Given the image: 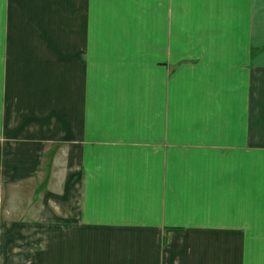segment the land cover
<instances>
[{"label": "crops", "instance_id": "obj_1", "mask_svg": "<svg viewBox=\"0 0 264 264\" xmlns=\"http://www.w3.org/2000/svg\"><path fill=\"white\" fill-rule=\"evenodd\" d=\"M0 264H264V0H0Z\"/></svg>", "mask_w": 264, "mask_h": 264}, {"label": "rangeland", "instance_id": "obj_2", "mask_svg": "<svg viewBox=\"0 0 264 264\" xmlns=\"http://www.w3.org/2000/svg\"><path fill=\"white\" fill-rule=\"evenodd\" d=\"M174 229H170L169 231H173Z\"/></svg>", "mask_w": 264, "mask_h": 264}]
</instances>
